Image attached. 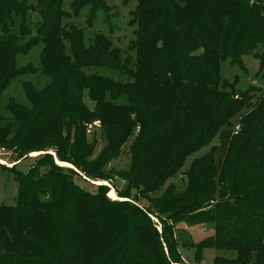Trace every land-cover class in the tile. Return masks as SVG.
<instances>
[{
    "label": "trees",
    "instance_id": "16d2710c",
    "mask_svg": "<svg viewBox=\"0 0 264 264\" xmlns=\"http://www.w3.org/2000/svg\"><path fill=\"white\" fill-rule=\"evenodd\" d=\"M62 3L0 0V145L20 157L46 151L27 174L11 171L18 202L0 205V264H182L187 242L174 234L182 222L214 230L198 261L215 248L235 257L217 255L214 264H264V91L237 93L238 80L221 74L226 61L247 72L246 55L264 70V0H138L127 51L98 32L86 42L81 27L65 23ZM71 5L76 15L90 5L89 26L102 12L114 30L105 0ZM40 44L39 67L18 68V56ZM40 71L49 78L44 88L23 81L30 106L13 98L3 105L11 82ZM96 121L106 144L94 158L86 126ZM129 141L130 166L120 176L147 206L130 192L135 202L113 200L76 181L83 173L106 178ZM50 150L82 174L58 165ZM180 173L183 190L170 184L155 195Z\"/></svg>",
    "mask_w": 264,
    "mask_h": 264
},
{
    "label": "rangeland",
    "instance_id": "374dc122",
    "mask_svg": "<svg viewBox=\"0 0 264 264\" xmlns=\"http://www.w3.org/2000/svg\"><path fill=\"white\" fill-rule=\"evenodd\" d=\"M109 7H112V13L110 18L113 24L114 30L111 29L108 23L105 22L103 13L100 12L93 21V25L89 26L88 20L91 15V6H84L78 15H76L72 9V0H63L62 7L65 12H67L70 17L66 18L65 23H72L81 27L84 30L86 42H88L89 37L93 33H101L108 35L112 38L114 46L120 47L122 50L127 51L131 40L134 38L135 26L130 25L131 13L136 10L138 6V0H105ZM43 45L35 47L28 55H20L17 59V67L25 66L32 63L36 67H39L40 52ZM244 63L247 67V72L243 71L239 66L232 65L230 61H226L222 64L221 74L222 77L228 83H234L238 80V85L234 89L235 92L240 93L250 87V85H255L261 87L264 91V70L260 72V61L255 59L252 55L244 56ZM100 73L110 75L117 78V74L108 68L97 69ZM23 81H28L33 84V86L40 90L44 88L49 82V78L45 76L41 71L37 74H28L21 78H16L11 82L9 88L4 92L3 95V105L7 102L9 98H13L16 102L21 103L25 106H30L24 89ZM228 91L232 93L233 90L228 88ZM233 91V93H234ZM85 102L90 108L94 107V103L85 98ZM3 113V106L0 107ZM241 116H237L234 119V124L239 122ZM87 136L90 142H97V146L94 152V158L97 157L100 151L106 144L104 138V130L99 124H88ZM139 129L135 131L137 133ZM238 134V133H237ZM233 135H236L233 133ZM220 142L219 137H216L213 144L218 145ZM131 141L128 142L122 149V152L118 158L110 162L106 168V178H95L91 179L83 173L84 177H76L77 183L84 189L92 193H106L108 198L118 201H134L131 196H136L137 202L141 206H147L149 203L147 200L137 195V189L129 187L128 183L121 179V174L123 171L129 169L130 166V153L129 146ZM0 147H5L8 151L6 154H0V205H16L18 202V185L14 180V175L11 172L12 169H17L18 171L27 174L31 170V166L37 161L41 156L46 154V151H33L28 155L20 157L16 152L15 147L12 145H0ZM210 149V146H206L199 151L192 154L186 160L182 170L189 168L191 162L194 158L205 155ZM49 153L54 152V150L47 151ZM36 154H39L36 156ZM36 156V157H34ZM55 161L58 165H61V161L54 155ZM58 161H60L58 163ZM67 163V162H62ZM66 165V164H64ZM67 168H72L78 173H81L73 164L68 163ZM44 171V170H42ZM185 172V171H184ZM170 184L177 186L179 190H183L186 187L187 180L183 173L178 176L169 179L162 190L155 195H161L167 189ZM104 186V187H103ZM103 187V188H102ZM115 192L117 198L111 197V194ZM121 192L124 195L121 194ZM131 193V196L128 193ZM135 202V201H134ZM136 202V203H137ZM155 219V218H154ZM158 222L157 219H155ZM161 230V225H159ZM174 234L178 237V240H185L187 244H181L179 246V252L183 258L182 264H214L217 255H224L226 257H235V254L228 251H218L215 248H204L202 249V256L200 261L197 260V254L201 249V243L212 236H214V230L209 228L207 225H190L185 222L179 223L175 226Z\"/></svg>",
    "mask_w": 264,
    "mask_h": 264
},
{
    "label": "built area",
    "instance_id": "2783aa9c",
    "mask_svg": "<svg viewBox=\"0 0 264 264\" xmlns=\"http://www.w3.org/2000/svg\"><path fill=\"white\" fill-rule=\"evenodd\" d=\"M94 123L100 125L99 121H96V122H94ZM238 131H239V125L236 126L234 133L237 134ZM15 150H16V148H15ZM6 153H8L7 149H6L5 147H0V154H6ZM51 153H52L53 155H55L54 152H51ZM38 155H39V154H36V156H38ZM36 156H34V157H36ZM0 161H1V160H0Z\"/></svg>",
    "mask_w": 264,
    "mask_h": 264
},
{
    "label": "bare ground",
    "instance_id": "6f19581e",
    "mask_svg": "<svg viewBox=\"0 0 264 264\" xmlns=\"http://www.w3.org/2000/svg\"><path fill=\"white\" fill-rule=\"evenodd\" d=\"M58 163H59V161H58ZM60 164V163H59ZM63 166H66V165H63ZM111 197H113V198H117L116 196H115V192H113L112 194H111Z\"/></svg>",
    "mask_w": 264,
    "mask_h": 264
}]
</instances>
